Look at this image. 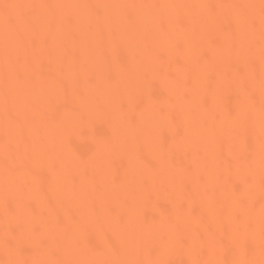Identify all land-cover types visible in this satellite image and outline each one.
I'll list each match as a JSON object with an SVG mask.
<instances>
[{
    "label": "bare ground",
    "instance_id": "1",
    "mask_svg": "<svg viewBox=\"0 0 264 264\" xmlns=\"http://www.w3.org/2000/svg\"><path fill=\"white\" fill-rule=\"evenodd\" d=\"M0 264H264V0H0Z\"/></svg>",
    "mask_w": 264,
    "mask_h": 264
}]
</instances>
